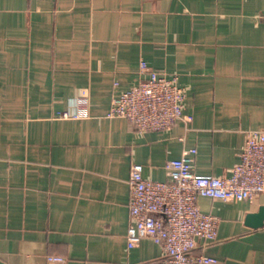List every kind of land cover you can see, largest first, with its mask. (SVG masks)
<instances>
[{
    "label": "crops",
    "instance_id": "obj_1",
    "mask_svg": "<svg viewBox=\"0 0 264 264\" xmlns=\"http://www.w3.org/2000/svg\"><path fill=\"white\" fill-rule=\"evenodd\" d=\"M141 61L177 75L192 121L138 132L108 116L113 95L148 76ZM255 129L264 130V0H0V264L159 257L148 237L127 247L132 163L167 180L166 161L195 147L196 172L230 175ZM198 202L219 217L204 252L264 264V222L246 221L264 192Z\"/></svg>",
    "mask_w": 264,
    "mask_h": 264
},
{
    "label": "built area",
    "instance_id": "obj_2",
    "mask_svg": "<svg viewBox=\"0 0 264 264\" xmlns=\"http://www.w3.org/2000/svg\"><path fill=\"white\" fill-rule=\"evenodd\" d=\"M140 68L148 76L114 94L108 116L128 119L138 132L171 129L179 119L192 121L193 116L184 113L187 89L179 84L177 75L158 71L146 61H141ZM63 116L72 115L64 112ZM196 152L195 147L184 148L180 157L168 159L167 180L147 178L143 165L132 163L127 247L145 237L162 247L159 257L135 264H220L217 257L204 252L218 239L219 217L203 211L198 198L251 200L264 192V130L248 131L230 175L196 172Z\"/></svg>",
    "mask_w": 264,
    "mask_h": 264
},
{
    "label": "water",
    "instance_id": "obj_3",
    "mask_svg": "<svg viewBox=\"0 0 264 264\" xmlns=\"http://www.w3.org/2000/svg\"><path fill=\"white\" fill-rule=\"evenodd\" d=\"M247 223L251 226L258 227L263 225L264 222V207H262L257 213H250L247 216Z\"/></svg>",
    "mask_w": 264,
    "mask_h": 264
}]
</instances>
